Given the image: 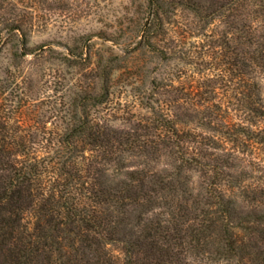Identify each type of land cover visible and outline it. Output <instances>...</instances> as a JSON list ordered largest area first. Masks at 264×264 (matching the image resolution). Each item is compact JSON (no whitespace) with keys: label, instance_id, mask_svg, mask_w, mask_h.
<instances>
[{"label":"trees","instance_id":"1","mask_svg":"<svg viewBox=\"0 0 264 264\" xmlns=\"http://www.w3.org/2000/svg\"><path fill=\"white\" fill-rule=\"evenodd\" d=\"M145 1L135 28L115 39L136 42L132 59L147 50L168 61L163 2ZM194 6L240 43L217 44L230 76L212 73L209 88L187 69L152 79L141 93L147 114L128 126L92 117L110 90L104 65L92 68L100 91L83 89L74 107L78 122L46 142L32 134L47 125L23 121L45 99L8 91L0 76V264H264V184L248 183L264 167V0H210L206 17ZM9 10L16 22L0 39L20 29Z\"/></svg>","mask_w":264,"mask_h":264},{"label":"rangeland","instance_id":"2","mask_svg":"<svg viewBox=\"0 0 264 264\" xmlns=\"http://www.w3.org/2000/svg\"><path fill=\"white\" fill-rule=\"evenodd\" d=\"M2 1L0 29L15 21V14L9 10L14 4L20 29L1 32L0 76L8 78V91L23 90L33 99H45V104L32 109L23 120L31 129L39 124L49 128L50 132L35 130L31 138L36 141L56 139L60 128L69 125L74 107H79L80 96L84 95L83 89L90 86V93L100 91V77L92 70L95 66H106L105 73L110 74L111 81L107 97L102 98L106 101L90 106L92 117L112 127H123L147 114L140 103L144 97L141 93H148L152 79L187 69L195 84L200 81L202 88H209L207 79L212 73L222 70L224 77L230 76L229 65L218 54L217 44L222 42L219 39L229 40L231 48L241 47L239 42L231 40L225 22L219 19L211 22L205 16L210 0H161L158 10L164 17V28L170 33L166 45L173 52L168 61L147 50L134 54L136 59H132L131 50L136 42L129 47L115 39L135 28L138 16L145 9V0ZM196 1L202 3L205 19L194 9ZM25 52L28 53L22 55ZM133 61L138 62L136 66ZM135 78L142 80L141 85L134 82ZM13 79L20 82L19 87L11 82ZM220 91L227 94L232 89L227 84ZM15 98L18 101L20 97ZM79 119L77 114L74 121ZM260 157L264 162V156L260 154ZM252 175L248 183L264 184V167ZM108 247L122 259L118 245Z\"/></svg>","mask_w":264,"mask_h":264}]
</instances>
